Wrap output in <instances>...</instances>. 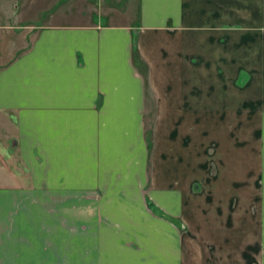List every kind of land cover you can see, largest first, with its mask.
I'll return each instance as SVG.
<instances>
[{"label":"crops","instance_id":"obj_1","mask_svg":"<svg viewBox=\"0 0 264 264\" xmlns=\"http://www.w3.org/2000/svg\"><path fill=\"white\" fill-rule=\"evenodd\" d=\"M262 24L246 0H0V264H264V179L239 174L247 100L211 95L213 83L264 85ZM143 83H161L166 149L193 131L196 168L236 121V140L217 143L221 174L192 181L194 248L145 204L170 215L164 196L183 191L181 176L147 177ZM248 193L254 223L232 218Z\"/></svg>","mask_w":264,"mask_h":264},{"label":"rangeland","instance_id":"obj_2","mask_svg":"<svg viewBox=\"0 0 264 264\" xmlns=\"http://www.w3.org/2000/svg\"><path fill=\"white\" fill-rule=\"evenodd\" d=\"M240 2V0H239ZM242 2V1H241ZM247 4H252L255 9L262 10V16H263V24L261 25V28L259 30H262L264 33V0H246ZM55 8V7H54ZM54 8H51L48 11L55 10ZM25 26V25H24ZM136 66L142 70V73H145V65L142 63L139 57L136 55L133 56ZM146 82V79H145ZM161 83H143L144 87V105H143V127H144V134H145V142L147 143V146L149 148L148 155L150 156V160L147 164L146 168V174L147 177L150 178L151 181L156 182L159 179H165L164 181L173 182L171 176H181V183H174L176 187L180 191H183V194H178L175 196V193L170 192L169 195H165V199H163L166 204H168V209L170 210V215L166 214L163 211L158 210V207L156 206V203L154 200L150 198L148 194H145V204L148 210L151 214H154L156 216L165 218L168 220V222H172L176 229H178V233L182 235V238L184 239V245L190 246V243L192 248H194V242L192 243L191 238L194 237V177L198 175H210V176H218L222 172V168H219L217 165V159L218 157H221L219 152H217V143H228L226 138L228 136H231L230 138H233L236 140V137H238V131L237 128H233L234 123L231 121V126H226L224 129H217L215 130V143H208V148L205 151L206 154V162L208 163L207 168H196L194 167V133L191 132L190 129L184 130V132L188 133L190 135V138L192 139V143H190V138H188V142L183 143L180 147H178L179 152H176L174 150H171L172 147H170V150L166 149L164 146L166 145V140L164 136V126H158L159 130H157L156 133V124H157V118H158V96L159 94V87ZM262 83H213L212 86L215 90V93L213 92L211 95L215 96H231V97H239V96H245L247 100V105L245 107L246 110V119L241 120L243 123H245L244 127L245 129V137L243 139V143L240 144V146H243L242 148L245 150V156L247 163V168H244L241 170L239 174L247 179L250 183L253 182L252 179L254 178V172L258 171L259 180L261 177L264 179V169L262 167L256 166V155L259 153L258 151L261 150L260 148V140L259 136H256L255 133H258V115L263 112V118H264V103L262 105H257L256 98L260 101L264 102V85L261 86ZM264 84V83H263ZM164 109L165 112L167 110V104L164 103ZM162 108V110H164ZM226 123V121H223ZM228 122V121H227ZM190 128V126H189ZM257 131V132H256ZM242 139V136H241ZM233 139H231L232 141ZM157 144V148L155 149V145ZM264 145V144H263ZM169 147V146H168ZM183 149L181 152V159L178 160V155L180 156V149ZM192 148L193 150H189ZM225 148V146H224ZM188 161L189 163L186 165H182L183 162ZM163 177V178H162ZM256 181V180H254ZM159 182V181H158ZM193 183V184H192ZM249 183V186H250ZM149 185V184H148ZM162 187L165 185L169 186L170 184H160ZM147 188V187H146ZM182 189V190H180ZM147 191V190H145ZM149 192H152V189H149ZM183 195V196H181ZM168 196V197H166ZM152 197V196H151ZM233 198L234 196L231 195ZM154 199V198H153ZM254 196L248 193V197H245L244 199H240L241 201V207L238 208L240 213H235L232 218L235 219H241L243 216L247 220H249L251 223H254L256 220V217L258 216V204L255 205L254 202ZM252 203V205H251ZM246 208H245V207ZM213 207V205H211ZM163 208V207H162ZM244 208V209H243ZM242 209V210H241ZM176 210L178 214L176 213ZM180 211V212H179ZM247 211V212H246ZM172 212V213H171ZM184 219L181 220L182 217ZM106 218V222L112 223L114 219L110 216H104ZM116 222V221H114ZM120 224V223H119ZM118 226H123V224H120ZM200 227V226H198ZM121 230V229H120ZM132 234H134L137 239L139 237L137 234L133 231ZM142 240V239H140Z\"/></svg>","mask_w":264,"mask_h":264},{"label":"trees","instance_id":"obj_3","mask_svg":"<svg viewBox=\"0 0 264 264\" xmlns=\"http://www.w3.org/2000/svg\"><path fill=\"white\" fill-rule=\"evenodd\" d=\"M134 38H135V34H134ZM132 52H133V56L136 55L138 57L137 50H136V45H135V39L133 40Z\"/></svg>","mask_w":264,"mask_h":264}]
</instances>
